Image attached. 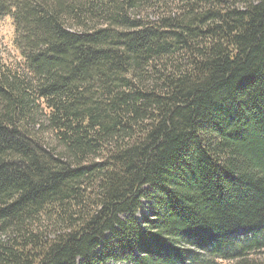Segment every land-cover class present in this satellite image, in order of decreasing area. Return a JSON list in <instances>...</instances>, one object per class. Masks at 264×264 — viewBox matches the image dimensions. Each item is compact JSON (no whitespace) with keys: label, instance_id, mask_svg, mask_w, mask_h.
<instances>
[{"label":"trees","instance_id":"16d2710c","mask_svg":"<svg viewBox=\"0 0 264 264\" xmlns=\"http://www.w3.org/2000/svg\"><path fill=\"white\" fill-rule=\"evenodd\" d=\"M4 17L0 264H264V0Z\"/></svg>","mask_w":264,"mask_h":264},{"label":"rangeland","instance_id":"374dc122","mask_svg":"<svg viewBox=\"0 0 264 264\" xmlns=\"http://www.w3.org/2000/svg\"><path fill=\"white\" fill-rule=\"evenodd\" d=\"M13 27L12 22L8 17L0 18V62H14L19 60L18 54L13 46ZM17 54V55H16ZM145 209H141L136 218H139L140 214L144 212ZM109 264H125L119 262H111Z\"/></svg>","mask_w":264,"mask_h":264},{"label":"bare ground","instance_id":"6f19581e","mask_svg":"<svg viewBox=\"0 0 264 264\" xmlns=\"http://www.w3.org/2000/svg\"><path fill=\"white\" fill-rule=\"evenodd\" d=\"M13 43V42H12ZM17 51H18V49H17ZM17 55V54H16ZM23 62V61H22ZM17 63V62H16ZM19 64V63H18ZM24 65V64H23Z\"/></svg>","mask_w":264,"mask_h":264}]
</instances>
